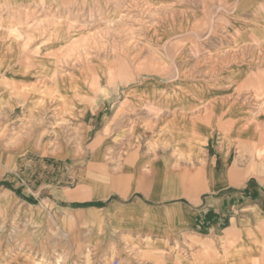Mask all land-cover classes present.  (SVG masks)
<instances>
[{
    "label": "crops",
    "instance_id": "crops-1",
    "mask_svg": "<svg viewBox=\"0 0 264 264\" xmlns=\"http://www.w3.org/2000/svg\"><path fill=\"white\" fill-rule=\"evenodd\" d=\"M124 4L174 10L192 30L176 55L190 82L165 94L172 110L146 135L167 174L121 195L85 179L49 210L40 170L70 181L72 168L41 151L33 91L52 89L40 76L53 73L72 11ZM59 252L62 264H264V0H0V264H57Z\"/></svg>",
    "mask_w": 264,
    "mask_h": 264
},
{
    "label": "rangeland",
    "instance_id": "rangeland-1",
    "mask_svg": "<svg viewBox=\"0 0 264 264\" xmlns=\"http://www.w3.org/2000/svg\"><path fill=\"white\" fill-rule=\"evenodd\" d=\"M128 6L124 4V10L72 11L69 33L62 42L52 44L59 51L53 73L40 76L48 79L52 89L33 91L39 106L41 151L48 158L67 161L72 168L70 181L62 170L48 174L40 170L39 201L49 196V210L57 209L52 198H65L66 192L77 191L78 184L86 180L92 189L112 186L121 195L132 180L148 181L167 174L161 169L163 151H149L146 135H154L168 109L172 110L163 109L165 94L174 93L177 82H190V75L180 74L176 55L189 46L185 40L192 30L189 25L176 26L174 10L162 18L158 11ZM164 86L167 90L163 92L160 88ZM102 113L108 116L103 135L106 120ZM173 130L169 124L162 135ZM76 168L83 173L81 180L76 177L79 181L73 179ZM46 175L50 185L44 183ZM190 177L195 178L191 173ZM70 221L69 225L78 226L76 215L71 214ZM72 237L76 240L78 236ZM68 256L56 254L57 264Z\"/></svg>",
    "mask_w": 264,
    "mask_h": 264
}]
</instances>
